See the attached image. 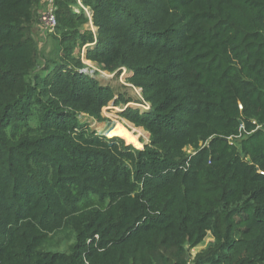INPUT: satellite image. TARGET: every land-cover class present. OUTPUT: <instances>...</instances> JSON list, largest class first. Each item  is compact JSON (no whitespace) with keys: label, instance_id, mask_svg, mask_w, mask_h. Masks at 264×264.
<instances>
[{"label":"trees","instance_id":"obj_1","mask_svg":"<svg viewBox=\"0 0 264 264\" xmlns=\"http://www.w3.org/2000/svg\"><path fill=\"white\" fill-rule=\"evenodd\" d=\"M43 2L0 0V264H264V0H55L49 58Z\"/></svg>","mask_w":264,"mask_h":264},{"label":"rangeland","instance_id":"obj_2","mask_svg":"<svg viewBox=\"0 0 264 264\" xmlns=\"http://www.w3.org/2000/svg\"><path fill=\"white\" fill-rule=\"evenodd\" d=\"M89 29L92 28V24L89 23L87 26ZM95 30V29H94ZM34 32L35 39L39 45L40 55L41 57L53 56L57 51V43L52 35L43 36L41 33L35 29ZM88 68L85 70L86 73L91 75L93 78L97 79L102 85H113L118 87L121 90V94L125 95V97L130 98L133 101H138L142 99V92L140 89L133 87L126 81V76H121L118 79L116 74H111L105 71L100 70L97 64L92 62L84 61ZM120 87V88H119ZM140 106V105H139ZM121 108L114 107L112 103L109 104L106 108L103 109V122L98 123L89 120L91 123V128L96 129L99 133L104 134L108 129L114 128L116 126H120L125 130L124 132H128L132 137L135 138L134 142H130L124 139L127 144H132L136 148H143L145 144L149 142V133L144 131L142 128H137L130 122L123 119L120 114ZM105 135V134H104ZM210 241H213V237L211 235L207 236L206 239L201 243L198 247L194 248L191 252L193 255L205 249Z\"/></svg>","mask_w":264,"mask_h":264},{"label":"built area","instance_id":"obj_3","mask_svg":"<svg viewBox=\"0 0 264 264\" xmlns=\"http://www.w3.org/2000/svg\"><path fill=\"white\" fill-rule=\"evenodd\" d=\"M44 2L45 6L40 16V28L42 34L47 36L50 34H55L56 32L58 25L56 18L57 7L55 6V0H44ZM81 7L87 12V14H89L86 8H84L82 5Z\"/></svg>","mask_w":264,"mask_h":264},{"label":"bare ground","instance_id":"obj_4","mask_svg":"<svg viewBox=\"0 0 264 264\" xmlns=\"http://www.w3.org/2000/svg\"><path fill=\"white\" fill-rule=\"evenodd\" d=\"M124 131L125 130H123L122 127L116 126L114 128L108 129L107 131H105L104 134L106 137L120 136L130 142H134L135 138L132 137L128 132H124Z\"/></svg>","mask_w":264,"mask_h":264},{"label":"crops","instance_id":"obj_5","mask_svg":"<svg viewBox=\"0 0 264 264\" xmlns=\"http://www.w3.org/2000/svg\"><path fill=\"white\" fill-rule=\"evenodd\" d=\"M43 5H42V8H41V10H40V12L43 10V8H44V6H45V3L43 2L42 3ZM88 15H90V14H88ZM38 27V26H37ZM92 28H94V27H92ZM95 29V28H94ZM94 29H90V30H92L93 32H96V29L94 30ZM34 32H36L35 30H34ZM40 33H42V32H40ZM42 35V34H41ZM33 36L35 37V35H34V33H33ZM40 49V48H39ZM41 50V49H40ZM50 56H46L45 58H49ZM87 62H89V61H87ZM85 63V62H84ZM90 63V62H89ZM86 64V63H85ZM87 65V64H86Z\"/></svg>","mask_w":264,"mask_h":264}]
</instances>
